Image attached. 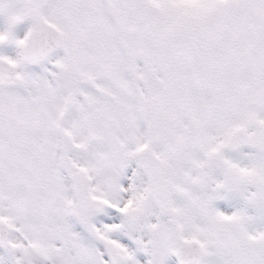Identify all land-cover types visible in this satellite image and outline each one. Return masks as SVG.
<instances>
[{
    "label": "snow or ice",
    "instance_id": "obj_1",
    "mask_svg": "<svg viewBox=\"0 0 264 264\" xmlns=\"http://www.w3.org/2000/svg\"><path fill=\"white\" fill-rule=\"evenodd\" d=\"M0 264H264V0H0Z\"/></svg>",
    "mask_w": 264,
    "mask_h": 264
}]
</instances>
